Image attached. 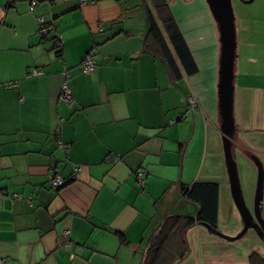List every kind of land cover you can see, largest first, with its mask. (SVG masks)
Returning a JSON list of instances; mask_svg holds the SVG:
<instances>
[{
    "label": "crops",
    "instance_id": "1",
    "mask_svg": "<svg viewBox=\"0 0 264 264\" xmlns=\"http://www.w3.org/2000/svg\"><path fill=\"white\" fill-rule=\"evenodd\" d=\"M32 1L0 0V264H141L165 216L196 212L181 184H218L216 230L227 213L224 234L239 233L228 180L209 169L222 143L217 29L205 0H165L188 6L183 22L172 13L197 68L191 76L145 51L150 0H35L30 10ZM89 51L95 68L84 73ZM233 115L235 157L252 153L264 171V87L236 80ZM56 175L66 181L58 189ZM170 241L156 264L264 260L251 230L228 242L196 224Z\"/></svg>",
    "mask_w": 264,
    "mask_h": 264
},
{
    "label": "trees",
    "instance_id": "2",
    "mask_svg": "<svg viewBox=\"0 0 264 264\" xmlns=\"http://www.w3.org/2000/svg\"><path fill=\"white\" fill-rule=\"evenodd\" d=\"M49 1L52 2L54 0ZM150 1L152 4L151 10H146L147 32L144 40L145 51L154 57L161 58L167 65L170 73L177 72L179 67L187 76L194 75L197 72L196 65L185 39L177 26L169 4L165 0ZM56 47H59V45ZM59 53L57 51V54ZM218 189L219 187L216 183L181 184L179 188L180 197L193 203L197 208L196 212L191 215L176 214L165 216L161 224L150 236L147 256L141 264H156L157 257L166 248H171L172 243L170 240L174 232L182 233L196 224H206L209 226L210 231L217 229ZM120 240L121 243H125L123 238ZM183 257H180L176 262L183 259ZM249 259L252 264L256 262H263L264 264V260L255 253L251 254Z\"/></svg>",
    "mask_w": 264,
    "mask_h": 264
},
{
    "label": "water",
    "instance_id": "3",
    "mask_svg": "<svg viewBox=\"0 0 264 264\" xmlns=\"http://www.w3.org/2000/svg\"><path fill=\"white\" fill-rule=\"evenodd\" d=\"M251 2V1H250ZM208 11L217 29L219 46L217 66V112L218 129L221 136L222 152L229 190L234 207L239 215L242 229L234 237H226L218 230H212L217 237L228 242L240 240L249 230L255 232L264 243V221L261 217L264 171L261 162L255 156L250 157L256 168V186L253 206L250 209L243 198L238 168L233 148L236 133L234 122L235 65L237 60V32L231 0H205ZM205 228L209 226L202 224ZM210 230V229H209Z\"/></svg>",
    "mask_w": 264,
    "mask_h": 264
},
{
    "label": "rangeland",
    "instance_id": "4",
    "mask_svg": "<svg viewBox=\"0 0 264 264\" xmlns=\"http://www.w3.org/2000/svg\"><path fill=\"white\" fill-rule=\"evenodd\" d=\"M241 1L242 2H240V0H232L237 32L238 55L235 65V82L237 80V84H253L264 87V0H252V2H250L251 0ZM183 5L177 3L172 7V9H170L171 12L177 15L180 22H183V18L186 19L183 17V15L185 13V9H187L188 6L186 7ZM180 15L182 17H180ZM249 15H256L255 19H258V21L253 22L248 20L246 17H249ZM254 26H257L258 30L260 31L259 34H256L255 30L250 33V31H252L251 29H254ZM200 46H202V44ZM235 137L236 133L234 135V139ZM246 155L249 160H242L241 157L238 156L235 157V160L237 163L238 176L244 201L246 205L252 209L256 186V168L250 157L255 155L252 153ZM209 169H211L212 175H214V179H216V181H220V179L228 180L222 150H220V162L216 164L214 160V162L209 164ZM262 204L264 209L263 198L261 205ZM178 205L180 212L185 213L183 211H185L186 208L182 207L181 204ZM186 207L190 213L189 208H193V205H187ZM263 209L261 206V211ZM225 217L227 219V213H225ZM226 219H223L222 224L218 229V231L224 236H226L224 232H227V230L225 229L223 222H225ZM247 237L248 235L240 242L246 240Z\"/></svg>",
    "mask_w": 264,
    "mask_h": 264
},
{
    "label": "built area",
    "instance_id": "5",
    "mask_svg": "<svg viewBox=\"0 0 264 264\" xmlns=\"http://www.w3.org/2000/svg\"><path fill=\"white\" fill-rule=\"evenodd\" d=\"M35 4H36V1L33 0L31 2L30 10L33 9V6ZM42 21H43L42 18H39L38 19V22L40 24L42 23ZM39 33L42 36H45L47 34L46 28H40ZM93 57H94V52L93 51H89L86 54V56H85V58L83 60V63H82V71L84 73H89V72H92L94 70V68H95V62L93 60ZM40 74H41V72H39L37 70H35V71H33L31 73V75H33V76H38ZM61 98L63 100H65L66 102H68V103H71L72 102L71 96H70V92H69L68 88L65 85L62 88ZM189 104L191 106H193L194 105V100L193 99H190L189 100ZM77 170H78V168L74 167V172H76ZM137 180H138V182L141 185H143V181H142V178H141V174L140 173L137 174ZM49 182H50L51 187L54 188V189H58V188L62 187L65 184V180L61 176H58V175L50 177ZM64 235L67 237L68 236V232H65ZM64 246L65 247H68L69 244L66 242Z\"/></svg>",
    "mask_w": 264,
    "mask_h": 264
},
{
    "label": "flooded vegetation",
    "instance_id": "6",
    "mask_svg": "<svg viewBox=\"0 0 264 264\" xmlns=\"http://www.w3.org/2000/svg\"><path fill=\"white\" fill-rule=\"evenodd\" d=\"M232 1V0H231ZM240 2H242L241 0H240ZM251 2H252V0H251ZM250 3V2H249ZM258 32L260 33V31L258 30ZM252 231V230H251ZM255 233V232H254ZM257 236V235H256Z\"/></svg>",
    "mask_w": 264,
    "mask_h": 264
}]
</instances>
